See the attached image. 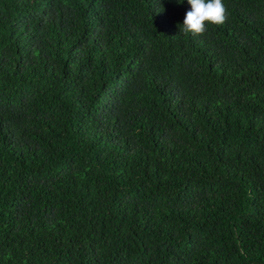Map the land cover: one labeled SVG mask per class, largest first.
I'll return each mask as SVG.
<instances>
[{"label": "trees", "instance_id": "16d2710c", "mask_svg": "<svg viewBox=\"0 0 264 264\" xmlns=\"http://www.w3.org/2000/svg\"><path fill=\"white\" fill-rule=\"evenodd\" d=\"M223 3L0 0V264H264V0Z\"/></svg>", "mask_w": 264, "mask_h": 264}, {"label": "clouds", "instance_id": "9594fccd", "mask_svg": "<svg viewBox=\"0 0 264 264\" xmlns=\"http://www.w3.org/2000/svg\"><path fill=\"white\" fill-rule=\"evenodd\" d=\"M179 2L183 3V0ZM188 3L191 9L180 26V32L185 35H202L207 31L208 24L218 26L227 21V7L223 0H188Z\"/></svg>", "mask_w": 264, "mask_h": 264}]
</instances>
